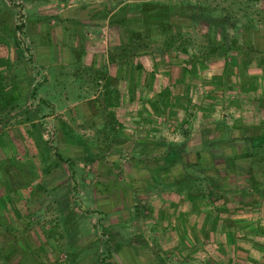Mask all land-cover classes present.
Masks as SVG:
<instances>
[{
	"label": "rangeland",
	"instance_id": "obj_1",
	"mask_svg": "<svg viewBox=\"0 0 264 264\" xmlns=\"http://www.w3.org/2000/svg\"><path fill=\"white\" fill-rule=\"evenodd\" d=\"M142 1L150 0H0V90L8 93L0 107V264H224L238 254L254 264L264 256V201L243 174L220 168V221L213 206L191 213L186 193L168 191L165 180L183 172L150 170L163 150L157 142L184 145L192 157L215 137V122L260 124L264 70L251 66L245 89L248 76L225 70V58L185 70L183 55L153 53L162 41L114 59L133 31L109 18ZM189 1L230 15L239 58L252 44L264 48V0L250 8ZM206 33L193 27L189 55ZM162 93L167 107L159 103L157 113ZM236 226L232 245L226 232Z\"/></svg>",
	"mask_w": 264,
	"mask_h": 264
},
{
	"label": "trees",
	"instance_id": "obj_2",
	"mask_svg": "<svg viewBox=\"0 0 264 264\" xmlns=\"http://www.w3.org/2000/svg\"><path fill=\"white\" fill-rule=\"evenodd\" d=\"M256 2L257 0H244L241 3L250 8ZM118 11V13L110 16V25L122 26L125 34L129 33L131 29L133 32L132 34L130 32L128 42L124 46H119L121 52L116 54L114 59L125 61L137 53L140 48L149 47L150 42L156 41L158 44L159 41H162L156 53H153L159 56L165 53L183 55L186 58L182 59L181 62L185 70H199L201 63L218 57L225 58L227 63L225 70L232 72L236 78L247 75V71L254 65L260 66L264 70V48L259 50L252 44L249 46L252 52H243L242 58H239L243 46H240L237 40L229 36L232 18L227 13L218 12L216 8H210L203 3H194L189 0H150L129 3ZM130 11H137V13L131 16L129 15ZM249 18V23L255 22L252 16ZM200 23L207 28L205 40L197 45V53L194 52L195 54L189 55L188 47L194 46L196 43L189 35L192 33L193 27ZM19 27L21 29L22 26ZM185 27L189 29L188 32H183L186 31L184 30ZM256 53L258 56L254 57L253 54L256 55ZM112 56L114 57V54ZM189 73L190 80L194 82L197 73L195 71H189ZM248 79L249 82L244 83L245 89L252 87L250 80L254 78L248 76ZM219 80L223 81V79ZM7 95L8 93L2 88L0 90V107L2 103L7 101ZM167 98L163 93L160 94L159 101L152 105L154 111L160 113L162 110L159 103L167 107ZM30 120L31 118H28V121ZM210 128L215 131V137L204 139L202 150L194 152L192 157L186 152L184 145L157 142L155 145L163 150L161 149L162 153L154 158L155 165L150 170L153 173L164 172L168 175L173 170H177L180 174L183 172L182 178L169 177L165 180L168 191L178 195H183V192L186 193L185 200L191 205V213L204 210L208 207L207 204L213 206L217 213L216 218L222 221L220 218L221 210L219 211L215 207L217 200H213L214 193L224 189L223 184L219 182L222 177L220 174L221 167L232 172L237 170L239 174H243L248 182L247 189L251 190L260 201H264V120L253 126H229L225 122H215L211 124ZM64 135L71 140L77 136L71 131H64ZM88 147L89 144L84 142L85 151L83 155L87 161L92 159ZM216 161L222 162L218 164ZM243 162L246 163L240 164ZM207 165H211V170H208ZM197 168H200L203 173L195 172L198 170ZM210 171H214V173L210 174ZM257 172L263 175L262 180L257 177ZM235 229H238V226L228 229L226 232L227 241L232 245H237L240 241L236 238ZM256 229L258 228L256 227ZM119 250L120 248L116 249V251ZM236 253H239L238 247ZM246 258L248 257L246 256ZM226 260L224 264L245 263L239 254L235 259L227 257ZM252 261L254 264H259L260 261H264V256L259 261L257 259Z\"/></svg>",
	"mask_w": 264,
	"mask_h": 264
}]
</instances>
